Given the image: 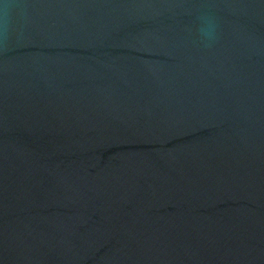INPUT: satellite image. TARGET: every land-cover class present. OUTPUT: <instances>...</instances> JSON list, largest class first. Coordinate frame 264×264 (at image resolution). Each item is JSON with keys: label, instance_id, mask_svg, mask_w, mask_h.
<instances>
[{"label": "water", "instance_id": "water-1", "mask_svg": "<svg viewBox=\"0 0 264 264\" xmlns=\"http://www.w3.org/2000/svg\"><path fill=\"white\" fill-rule=\"evenodd\" d=\"M0 264H264V0H0Z\"/></svg>", "mask_w": 264, "mask_h": 264}]
</instances>
